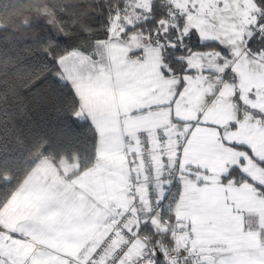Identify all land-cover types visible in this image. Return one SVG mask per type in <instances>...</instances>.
Here are the masks:
<instances>
[{
	"label": "snow or ice",
	"instance_id": "snow-or-ice-1",
	"mask_svg": "<svg viewBox=\"0 0 264 264\" xmlns=\"http://www.w3.org/2000/svg\"><path fill=\"white\" fill-rule=\"evenodd\" d=\"M92 23L83 15L75 32L61 26L55 33L49 29L46 35L42 32L38 37L29 86L37 89V100L55 132L54 140L38 135L47 141L42 153L78 139L83 133L78 124L81 120L89 121L96 137L95 146L102 141L103 125L111 121L120 124L123 134L125 119L143 118L168 109L175 123L177 103L193 95V88L209 87V77L214 76L216 84L204 100L212 104L226 90L230 92L227 99L234 117L228 124L214 127L221 145L239 154L236 163L219 173L218 183L225 190L247 185L264 199V182L245 171L248 160L264 169V156L257 153L253 143L229 138L243 127L264 134V0H133L131 5L123 0V6L109 10L101 25L103 37L94 34ZM80 39L87 40V44L79 43ZM66 44L71 47H64ZM112 45H122L126 57H115ZM67 88L70 93L65 92ZM128 94L136 96V102L121 104L120 98ZM203 115L199 112L195 121L182 122L187 125L183 143L177 137L175 159L164 158L165 165L171 163L175 167L176 183L180 185L175 199L166 205L167 215L165 207H160L164 202L162 196L155 201L159 213L150 209L139 229H121L122 242L115 247L114 235L95 245L85 264H217L215 259L192 261L193 256L207 251L223 256L218 264H241L242 257L251 256L247 249L235 247L228 233L219 234L214 217L218 212L228 214L231 204L217 203L197 210L207 223L178 215L185 184L205 189L213 176L205 165L184 162L194 130L206 123L211 126ZM123 135L128 145L139 139L145 148L150 147L146 130H138L131 140L127 137L132 134ZM157 138L161 143L168 139L160 129ZM6 201L7 196L0 193V207ZM157 216L159 234L167 238L171 247L159 240L151 246L140 241V247L134 251L144 228L157 231L152 224ZM0 234L8 237V243L26 239L20 231L3 225ZM259 234L264 244V228L259 229ZM178 235L184 237L183 246L177 242ZM0 264L29 261L0 252ZM72 264L80 262L73 260ZM249 264H264V251Z\"/></svg>",
	"mask_w": 264,
	"mask_h": 264
},
{
	"label": "crops",
	"instance_id": "crops-1",
	"mask_svg": "<svg viewBox=\"0 0 264 264\" xmlns=\"http://www.w3.org/2000/svg\"><path fill=\"white\" fill-rule=\"evenodd\" d=\"M111 49L117 58L127 55L122 45H112ZM215 84V77L210 76L209 87L193 88V95L187 100L181 99L175 108L178 118L175 123L170 119L169 110L161 109L143 118L125 119L123 134H132L127 137L131 140L138 130H146L151 146L158 129L167 135L166 141L172 142L177 137L183 140L187 125L182 122L195 121L197 113L203 112V120L211 126L206 123L194 130L184 162L205 165L213 176L210 186L205 189L185 184L178 215L207 223L197 210L217 203L231 204L228 214L218 212L214 217L216 226L220 235H230L235 247L251 253V256L241 258V264H249L264 251L259 234V229L264 228V199L247 185L225 190L218 183L219 173L236 163L239 154L221 145L214 127L226 125L234 117L233 107L227 99L230 92L226 90L212 104L204 100ZM136 99L133 94H128L120 98V103L131 104ZM103 133L101 143L95 147V162L89 169L80 171L78 163L61 166L51 158H42L16 187L0 209V225L20 231L26 239L8 243V237L0 234L3 255L26 257L29 264H72L73 260L85 264L95 245L101 243L112 229L120 210L128 205L129 195L136 191L137 179L132 175L133 164L130 163L131 145L126 142L120 124L116 121L105 123ZM229 138L253 143L257 153L264 156V134L255 129L243 127ZM245 171L264 182V169L254 161H247ZM154 225L157 231L153 232L160 233L159 221L155 220ZM177 242L183 246L184 237L178 235ZM193 258L192 261L215 259L218 264L223 256L207 251Z\"/></svg>",
	"mask_w": 264,
	"mask_h": 264
},
{
	"label": "trees",
	"instance_id": "trees-1",
	"mask_svg": "<svg viewBox=\"0 0 264 264\" xmlns=\"http://www.w3.org/2000/svg\"><path fill=\"white\" fill-rule=\"evenodd\" d=\"M117 5L123 6V0H0V193L7 201L42 158H51L61 166L78 163L80 171L93 166L96 137L87 120L78 122L83 130L78 139L42 153L47 141L38 135L54 140L55 132L37 100V89L29 86V77L42 32L46 35L51 29L55 33L61 26L75 32L86 15L93 21L94 34L103 37L101 25ZM79 43L87 44V40L80 39ZM179 191L177 184L166 198L164 215L166 205ZM143 233L151 245L159 240L171 247L164 235L147 228Z\"/></svg>",
	"mask_w": 264,
	"mask_h": 264
},
{
	"label": "built area",
	"instance_id": "built-area-1",
	"mask_svg": "<svg viewBox=\"0 0 264 264\" xmlns=\"http://www.w3.org/2000/svg\"><path fill=\"white\" fill-rule=\"evenodd\" d=\"M137 141L140 140L137 139ZM154 141V145L149 144L150 147L148 148L142 145L143 150L140 155L136 156L135 162H131L133 164L132 175L137 179H134L136 191L133 195H129L128 205L120 210L112 229L103 240V242H107L106 238L114 235L115 243L113 247L122 242L121 229L131 230L134 226L139 229L144 220L147 219L150 209L159 213L160 209L155 201L163 196L165 202L175 185L178 184L176 183L177 171L175 167L171 163L167 165L164 163L165 157L169 160L175 159L177 140L161 143L156 136ZM179 142L183 143V140L180 139ZM169 182H171V187H169ZM164 202L160 207H163ZM155 220L159 221V217L153 218V225ZM140 241L151 246L149 236L142 231L134 251L140 247ZM171 254L175 257V250ZM191 259L194 260L193 257Z\"/></svg>",
	"mask_w": 264,
	"mask_h": 264
},
{
	"label": "rangeland",
	"instance_id": "rangeland-1",
	"mask_svg": "<svg viewBox=\"0 0 264 264\" xmlns=\"http://www.w3.org/2000/svg\"><path fill=\"white\" fill-rule=\"evenodd\" d=\"M133 3V0H130L129 1V5H131ZM154 139H153V143H152V146L154 145ZM169 142V141H168ZM150 140H148V144H150ZM142 144L140 143V141L138 142H134L131 144V149H130V163L131 162H135V159L137 158L136 156H139L140 155V152L142 151ZM132 153H135V156L133 157Z\"/></svg>",
	"mask_w": 264,
	"mask_h": 264
}]
</instances>
